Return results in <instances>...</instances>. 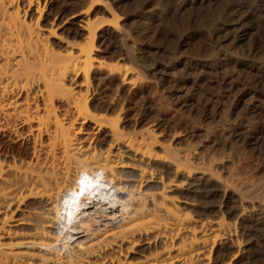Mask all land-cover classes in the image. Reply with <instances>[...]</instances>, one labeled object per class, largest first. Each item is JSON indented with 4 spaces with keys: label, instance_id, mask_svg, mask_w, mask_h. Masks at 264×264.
I'll return each instance as SVG.
<instances>
[{
    "label": "bare ground",
    "instance_id": "6f19581e",
    "mask_svg": "<svg viewBox=\"0 0 264 264\" xmlns=\"http://www.w3.org/2000/svg\"><path fill=\"white\" fill-rule=\"evenodd\" d=\"M117 4L0 0V264H218L256 212L232 206L187 129L148 120L146 58ZM83 173L96 195L78 201ZM138 245L154 253L133 263Z\"/></svg>",
    "mask_w": 264,
    "mask_h": 264
},
{
    "label": "rangeland",
    "instance_id": "374dc122",
    "mask_svg": "<svg viewBox=\"0 0 264 264\" xmlns=\"http://www.w3.org/2000/svg\"><path fill=\"white\" fill-rule=\"evenodd\" d=\"M117 1L151 77L147 119L168 123L172 136L187 129L176 136L215 160L239 199L232 206L256 210L233 226L238 248L219 249L217 263L264 264V0ZM211 200L205 207L218 205ZM150 252L132 247L130 260Z\"/></svg>",
    "mask_w": 264,
    "mask_h": 264
}]
</instances>
